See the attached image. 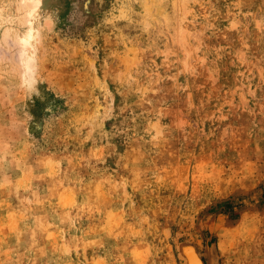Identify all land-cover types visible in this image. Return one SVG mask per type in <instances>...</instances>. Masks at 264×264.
I'll list each match as a JSON object with an SVG mask.
<instances>
[{
    "label": "rangeland",
    "instance_id": "obj_1",
    "mask_svg": "<svg viewBox=\"0 0 264 264\" xmlns=\"http://www.w3.org/2000/svg\"><path fill=\"white\" fill-rule=\"evenodd\" d=\"M37 1L34 49L0 0V264H264V0Z\"/></svg>",
    "mask_w": 264,
    "mask_h": 264
},
{
    "label": "bare ground",
    "instance_id": "obj_2",
    "mask_svg": "<svg viewBox=\"0 0 264 264\" xmlns=\"http://www.w3.org/2000/svg\"><path fill=\"white\" fill-rule=\"evenodd\" d=\"M145 2V1H144ZM147 2V1H146ZM21 3V2H20ZM40 1L37 0H24L23 5L29 6L32 10L28 13V19L31 21L33 24V27L28 30V32L22 36L20 44L22 43L25 47L31 46L35 49L34 41L36 40V36L38 34V29H37V24L39 23L40 20V15H39V9H40ZM27 11V10H26ZM27 16V15H26ZM48 18V17H47ZM30 23V25H31ZM29 25V24H28ZM22 34V33H21ZM24 47V48H25ZM30 49V47H29ZM33 49V50H34ZM28 50V49H27ZM23 52V51H21ZM24 54V53H23ZM27 69L29 70L28 74H32L31 71L36 69V63H35V57L34 53L31 51H27ZM36 56V55H35ZM21 58V57H20ZM23 59V58H22ZM25 60V59H24ZM23 60V61H24ZM24 66V65H23ZM25 67V66H24ZM26 68V67H25ZM28 72V71H27ZM30 77V76H28Z\"/></svg>",
    "mask_w": 264,
    "mask_h": 264
}]
</instances>
